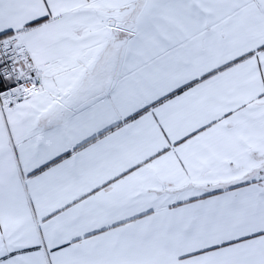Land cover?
<instances>
[{
	"label": "snow or ice",
	"instance_id": "snow-or-ice-1",
	"mask_svg": "<svg viewBox=\"0 0 264 264\" xmlns=\"http://www.w3.org/2000/svg\"><path fill=\"white\" fill-rule=\"evenodd\" d=\"M0 264H264V0H0Z\"/></svg>",
	"mask_w": 264,
	"mask_h": 264
}]
</instances>
